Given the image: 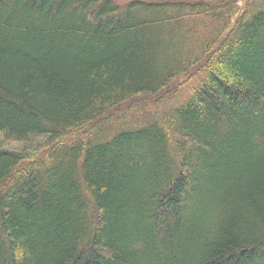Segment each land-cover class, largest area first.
<instances>
[{
  "label": "trees",
  "instance_id": "16d2710c",
  "mask_svg": "<svg viewBox=\"0 0 264 264\" xmlns=\"http://www.w3.org/2000/svg\"><path fill=\"white\" fill-rule=\"evenodd\" d=\"M236 2L0 0V264H264V8Z\"/></svg>",
  "mask_w": 264,
  "mask_h": 264
},
{
  "label": "rangeland",
  "instance_id": "374dc122",
  "mask_svg": "<svg viewBox=\"0 0 264 264\" xmlns=\"http://www.w3.org/2000/svg\"><path fill=\"white\" fill-rule=\"evenodd\" d=\"M236 6L238 7L235 11L238 9V13L232 20V26L236 24L237 19L240 18L245 11L248 10L250 15L264 8V0H237ZM203 22L207 24L208 27L210 26L209 19L203 20ZM200 28L202 29V27ZM189 80L190 79L187 80L185 78V80L181 79L176 81L172 84L171 88L164 90L158 96L148 98L140 97L132 104L122 106L118 110L111 112L110 115L112 116L110 118L106 117V119L96 125L98 127L94 126L89 131V133L91 132L90 135L94 137L99 134V139H108L121 130H133L138 128L139 125H142L148 120L158 119L161 123L164 122V120L168 119L172 114L173 109L187 99L189 87L192 86V83H196L194 80ZM80 137L81 135L77 138ZM86 137L88 136L82 134V138ZM70 143L72 142H64V144ZM7 146L16 150L22 148V145L17 142H9Z\"/></svg>",
  "mask_w": 264,
  "mask_h": 264
}]
</instances>
